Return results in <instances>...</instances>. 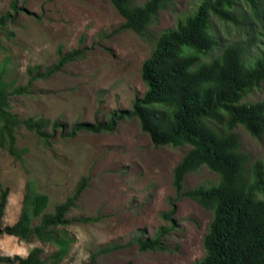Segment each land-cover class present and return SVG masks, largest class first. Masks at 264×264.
Segmentation results:
<instances>
[{
	"label": "rangeland",
	"instance_id": "rangeland-1",
	"mask_svg": "<svg viewBox=\"0 0 264 264\" xmlns=\"http://www.w3.org/2000/svg\"><path fill=\"white\" fill-rule=\"evenodd\" d=\"M10 0H0V13L8 10ZM143 0H135L141 3ZM199 0H169L149 25L147 35L139 37L126 29L112 33L123 18L108 0H17L19 11L7 23L8 38L0 30V43L9 57L7 79L14 86L24 85L26 69L40 70L56 60V46L62 51L84 48V57L67 62L50 76L28 85L25 94H10L8 112L18 119L43 117L59 119L67 126L75 121L94 122L105 118L114 108H127L145 87L140 65L153 46L154 38L173 28L177 18L190 13ZM210 31L219 41L240 39L228 23L210 16ZM258 40H252L249 51L259 52ZM212 50L203 60L218 54ZM3 53L0 52V61ZM264 99V83L243 98L245 102ZM238 136V149L248 163L264 159V135L252 137L243 127L232 129ZM17 148H26L15 160L0 146V187H8L0 226L12 225L18 218L25 185L48 196L47 210L72 193L81 176L87 185L75 206L65 214L66 225L53 228L57 241L68 243L60 258L52 253L61 243L40 241L35 236L20 239L0 233V255L25 257L39 248L42 264H83L90 254L110 242L119 247L99 254L94 264H194L203 254L202 236L211 217L194 200L181 196L174 199L172 168L188 146L155 147L139 128L136 118L119 121L111 132H78L59 137L56 132L50 146L21 125L14 132ZM217 175L201 166L187 173L183 189L217 182ZM171 198V199H169ZM170 201L175 205L173 229L164 238L162 251H139L128 242L134 235L148 237L158 226L167 225L163 217ZM95 217L80 221L78 217ZM38 220L34 219V223ZM18 264L16 260L9 263Z\"/></svg>",
	"mask_w": 264,
	"mask_h": 264
},
{
	"label": "trees",
	"instance_id": "trees-1",
	"mask_svg": "<svg viewBox=\"0 0 264 264\" xmlns=\"http://www.w3.org/2000/svg\"><path fill=\"white\" fill-rule=\"evenodd\" d=\"M108 1L123 18L112 33L129 29L139 37L147 35L157 13L169 2ZM8 6L0 13L1 31H6L5 26L16 19L19 11H26L17 6V0H10ZM210 16L230 24L240 39L222 44L210 31ZM5 35L10 39L13 32L6 31ZM252 40L260 44L255 54L249 51ZM214 49L219 50L218 54L203 60ZM0 52V146L15 160L26 152V148L14 146V132L20 125L48 147L56 132L59 137L78 132H111L119 121L136 118L155 147L188 146L172 168L174 199L188 197L211 210L201 240L203 254L194 264H264V159L248 163L247 156L238 149V136L232 131L240 125L252 137L264 135V99L243 101L246 94L264 83V0H199L192 12L177 18L173 28L160 31L154 38L149 55L140 65L143 93L135 96L129 107L111 109L105 118L94 122L75 121L67 126L59 119H18L8 112L10 94H25L33 81L83 58L84 48L62 51L60 45L56 46L55 62L42 70L38 66L27 67L25 84L17 86L7 79L9 57L1 43ZM201 166L215 173L217 182L183 189L184 176ZM86 185L87 177L81 176L72 193L47 210L48 196L26 184L17 220L0 226V233L61 243L62 247L52 253L54 259L60 258L68 240L57 241L53 228L70 221L65 214L75 206ZM7 193L8 187H0V221ZM174 211L175 205L170 201L169 209L162 214L169 219L167 225L158 226L148 237L134 235L128 242L139 251L164 250L163 240L174 226ZM34 219L38 221L34 223ZM95 219L78 217L83 222ZM119 246L114 242L100 246L83 264H94L99 254ZM40 251L35 247L25 257L0 255V262L14 259L18 264H42Z\"/></svg>",
	"mask_w": 264,
	"mask_h": 264
}]
</instances>
